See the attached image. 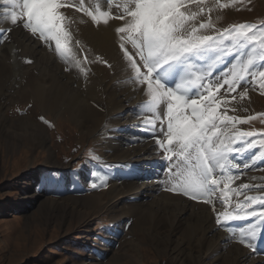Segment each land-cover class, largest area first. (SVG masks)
Segmentation results:
<instances>
[{
  "label": "rangeland",
  "instance_id": "374dc122",
  "mask_svg": "<svg viewBox=\"0 0 264 264\" xmlns=\"http://www.w3.org/2000/svg\"><path fill=\"white\" fill-rule=\"evenodd\" d=\"M209 1L206 5L207 9L199 8L202 15L197 10L198 13H195L197 18L193 22L195 26H199L200 23L211 25L206 31L201 30L202 34L216 36L224 29L244 23L256 26L248 40L240 39L239 42L243 43V48H240L238 43L230 38L225 39L224 47L231 48L232 51L227 54L221 52L217 65L220 64L222 68L220 71L224 70L226 73L231 71V66L234 64L239 66L249 57L253 60L246 79L241 82H245L243 85L250 90L247 91L248 95L250 96L249 93L253 95L254 105L251 107L249 105V108L244 109L236 107L235 110H233L234 107H229L226 112L232 114L236 111L239 119L255 117L247 123L235 124V129L253 132L254 136L245 139L247 142L255 140L256 147L249 149L246 143L241 141H236L233 146L243 147V153L247 152L252 156L255 167L249 164L247 168L243 166L241 171H245V176L251 175L254 183L260 186L246 184L247 188H242L237 184L240 182L243 184L244 180L231 177L228 183H235L234 189L238 191L232 193L233 197L229 199L225 207L216 196V192L224 185V180L219 178V187L213 193L214 205L197 201L201 206L206 205L210 213H216L215 210H218L217 213L226 211L231 207V210L233 209L231 213L236 214L237 203H245L248 197H264V190H261L264 189V159L255 160V157L264 151L260 148V141L264 139V120L261 119L264 114V94L258 87H253L251 76L252 72H256V78L259 80V71H264V60L260 58L261 53L264 52V48H261V40H264V35H262L264 33V0ZM191 16H194V13ZM215 58L209 60L215 64L213 69L216 66ZM204 59L206 58L194 64L197 68H195V75L203 73L206 77H211L212 74L208 75L201 70L198 71ZM223 61L230 62V67L226 68ZM190 75H193L192 71ZM4 91L6 95L3 101H0V115L9 126H6V129L14 130L20 124L29 127L31 125L29 123L34 122L42 128L45 142L41 144L36 137L30 135L31 133L21 135V137L10 131L9 134L12 135L10 138L7 136L9 130L0 134V264H181V261L173 263L167 254L161 253L158 246L148 240L139 244L140 236L147 235L145 231H140V228L134 224V219L126 220L122 217L126 211L123 204L116 202V199H112L111 196H106L109 179H115L118 168H120L117 160L111 155V147L114 146L116 149L118 146V135H121L119 138L125 137V134L129 135V138L121 143L119 149H130L134 143L133 139L136 138L134 132L137 131L133 132L131 129L132 131L128 133L129 126L118 128L117 119L129 118L130 110L104 105L100 109L103 118L98 127L86 131L84 126L71 117L64 107L57 109L58 111L41 109L33 102H26L28 101L27 96H18L16 92L8 93L6 88ZM233 93L236 92H232L231 95ZM245 98L246 101L249 100L248 96ZM119 110L123 112V115H117L120 113ZM16 132L27 133L22 130ZM115 165L117 168L114 167ZM135 168L137 167H131L126 176L129 178L128 181H136L135 185L145 182L146 180L143 179L145 175L150 180L151 174L156 171V168H153V171L147 168L145 171L140 169L139 172ZM163 175L161 170L160 177L156 181H160ZM225 177L228 176L225 175ZM235 180L240 182L236 183ZM93 183L97 185L96 188L92 187ZM135 185L133 184L129 192L128 203L141 201L145 207L154 204L152 200H159L162 197L160 193L164 191L160 185L159 195L140 198V190L144 186L136 190ZM103 191L106 193L101 201L102 206L91 208L90 203H86L85 200ZM31 196L33 197L30 200L26 199ZM45 202H48L47 204L50 202L53 206L47 214H41L39 207ZM63 203L67 205L64 212L62 211ZM248 205L258 214L264 211L251 201H248ZM255 222H260V220L248 217L228 221L226 226L219 228L226 234L227 242L247 249L249 247L240 243L239 239L242 234L245 237L251 234L249 229ZM260 224L255 227L257 234L264 230V224L259 227V230ZM198 237V234L194 236L193 243L197 242ZM130 241L138 249L137 258L128 257L131 254L127 251ZM138 245H141V250ZM258 248L259 252L256 256L261 257L264 253V242H260ZM230 254L227 249L222 251L223 257ZM184 264L192 263L185 260Z\"/></svg>",
  "mask_w": 264,
  "mask_h": 264
},
{
  "label": "bare ground",
  "instance_id": "6f19581e",
  "mask_svg": "<svg viewBox=\"0 0 264 264\" xmlns=\"http://www.w3.org/2000/svg\"><path fill=\"white\" fill-rule=\"evenodd\" d=\"M207 2L210 1L184 0L181 11H184L185 15L194 13L193 19L190 21L193 24L195 18H197L195 13H198L197 10H199L200 15H202L203 13L201 14L199 8L204 7L207 9ZM68 3L71 6H65L61 9L65 17L61 21L62 32L59 34L64 53L61 56L55 50V38H53L55 30L46 41H42L39 39L38 32L33 35L30 31L24 29L22 25H12L9 16L5 15V10L8 13L13 10L19 13L20 9H13L11 4L5 3V0L0 1V30L7 32L8 29H11L9 33L10 41L0 43V101L5 98L6 93L4 90L6 88L8 93L16 92L18 96H27L28 101L26 102H33L36 107L38 106L41 109L58 111L57 109L64 107L71 117L84 126L86 131L98 127L103 118L100 109L104 105L130 110L129 118L117 119L119 122L118 128L129 126L130 129L132 127V130L137 131L136 138L133 139L134 143L130 149H119L121 143L126 141L129 135L123 138L118 137L116 149H114V146L111 147V155L117 160L116 162L119 163L120 168H118L116 178L109 179L106 196H111L112 199H116V202L123 204L126 211L122 217L126 220L134 219V224L140 228V231H145L147 235L140 236L139 244L148 240L157 245L158 250L167 254L173 263L181 261V264H184V261L188 260L192 264H264V253L261 257L256 256L259 248L243 249L227 242L226 234L216 223L218 210H215L217 214L210 213L206 205L201 206L197 201L189 199L179 191L174 190L178 187L179 181L183 179V175L187 174L188 169L184 166L180 169H168L166 167L168 162L164 159L162 149L156 143L157 138L165 139L163 132L166 131L167 127V101L154 103L146 91L140 90L141 86L134 83V74L131 72L119 47L120 40L116 28L123 26L124 20L116 17L124 11L125 7L134 6L132 0H68ZM101 11H107L113 15L104 18L100 16ZM87 12L95 13L101 22L94 23L86 14ZM105 20L107 22H104ZM126 48L130 53L135 52L131 42L126 43ZM214 57H216L215 54L209 53L205 56V63L200 64L198 67V71L212 74L211 77H206L205 85L209 82L215 83L218 79H222L224 75V70L223 72L220 71L222 70L220 64H216L213 69L215 64L210 61ZM135 58L139 59L138 56ZM209 66L211 67L209 68ZM81 69L84 71H81ZM189 77L194 78V74L190 75L188 71H182L174 78V82H171V86L174 90L181 91L176 86L184 84ZM244 83L240 82L234 91L236 93L232 95L225 96L226 85L215 93L218 97L223 98L217 108L218 114L226 113L229 116L238 118L236 111L229 114L226 110H229V107H234L233 110H235L236 107L237 109H244L249 108V105L250 107L254 105L253 95L251 93H249L250 96L248 95L250 90H247L246 95H240L245 92ZM193 90L190 87V92ZM213 91L215 92V89ZM108 93L110 95H107ZM202 94L206 96L208 93L204 92ZM246 96L249 97L247 101ZM192 98L199 99L200 97L192 96ZM119 112L117 115H123L121 110ZM161 120H163V124L160 123ZM29 124H31L29 127L20 124L14 130L6 129V126H9L0 115V134L9 130L7 136L10 138L12 137L9 134L10 131L20 136L31 133L30 135L36 137L37 141L43 144L45 135L42 133L40 125L34 122ZM34 125L35 127H33ZM221 127L223 128L224 125H221ZM153 128L155 131H153ZM227 128L230 131L235 130L232 124H227ZM20 130L27 133L16 132ZM236 147L238 146H233L234 149ZM172 148L173 151L176 150L175 144ZM243 152L233 151L229 153V160L239 166L233 168L228 165L224 172L217 168L213 173L214 178L219 179L226 175L241 178L244 180V185L251 186L255 184L260 186L254 183L251 175L245 176V171H241L245 163L249 165L254 162L249 153ZM47 159L50 160L49 157ZM134 166L141 169V171H145L147 168L150 171L156 168V171L151 174L152 179L149 180L145 175L143 179L146 181L135 185L136 181H128V177L126 178L128 176L127 171ZM161 170L164 173L163 178L156 181L160 177ZM235 182L239 183L240 181L235 180ZM133 184L136 190L144 186L140 190V198L159 195L160 185H162L164 191L160 193L162 197L159 196V200H152L154 204L145 207L141 201L128 203L129 192ZM243 184L240 182L237 185L241 187ZM234 185L236 184L229 183V188L234 189ZM223 187L224 185L216 192L218 198ZM105 193L103 191L100 194L87 196L88 198L85 201L88 204L90 203L91 208H98L102 206L101 201ZM32 197L26 199L30 200ZM229 197H233L231 192ZM47 203L40 204L39 211L41 214H47L53 206L50 202ZM62 208L64 212L67 205L63 203ZM226 211L232 212L233 209L231 210L230 207ZM259 223L261 222H255L250 227H256ZM261 225L262 223L258 228ZM255 230L257 229L255 228ZM197 234L199 235L197 242L193 243V238ZM259 235L257 234V237ZM250 236L251 234L247 235V237ZM131 242L128 243L127 251L131 252L128 257L133 259L138 256V249ZM140 246L138 245L139 249ZM224 249H227L231 254L223 257L222 251ZM251 255L253 256L250 257Z\"/></svg>",
  "mask_w": 264,
  "mask_h": 264
},
{
  "label": "snow or ice",
  "instance_id": "6c2138e0",
  "mask_svg": "<svg viewBox=\"0 0 264 264\" xmlns=\"http://www.w3.org/2000/svg\"><path fill=\"white\" fill-rule=\"evenodd\" d=\"M5 3L11 4L13 9H20L19 13L16 10L10 13L5 10V15L9 16L12 25H22L33 35L38 32L42 41H46L55 30L53 36L55 50L63 56L59 34L62 32L61 21L65 17L61 9L71 6L68 0H5ZM183 3L184 0H132L134 6L125 7L116 17L124 20L123 26L116 28V32L119 34V47L123 57L134 74V83L141 86V91L147 92L152 102L167 101V127L163 132L165 139L157 138L156 143L162 149L164 159L168 162L166 165L168 169H180L182 166L188 169L187 174L183 175V179L174 190L189 199L214 205L213 193L220 184V180L214 178V171L218 168L224 172L228 165L233 168L238 167V164L229 160V153L244 151L243 147L234 149L233 144L241 141L246 143L249 149L256 147L255 140L247 142L245 139L254 136L253 132L235 129V124L247 123L255 117L239 119L226 113L218 114L217 108L223 98L215 93L226 85L225 96L231 95L240 82L246 79L253 60L249 57L239 66L234 64L231 71L224 73L223 78L215 83L209 82L205 85L206 76L203 73L195 75L194 78L189 77L184 84L177 85V89L181 91L174 90L171 82H174V78L182 71L191 73L194 68L193 61L213 53L218 62L221 52L224 54L231 52V48L224 47L225 39L230 38L243 48L240 39L248 40L256 26L244 23L224 29L216 36L202 34L201 30L210 28L211 25L200 23L197 27L191 24L193 17L181 11ZM86 14L94 23L101 22L95 13ZM110 15L113 14L107 11L100 12V16L104 18ZM10 32L11 29L7 32L0 30V43L10 41ZM127 42H131L135 49L134 53H130L126 48ZM261 48H264V40H261ZM136 56L139 59H136ZM260 58L264 60V52L261 53ZM251 76L253 87H258L264 94V71H259V80L256 78V72H252ZM190 87L194 89L191 92ZM201 89L208 94L203 95ZM246 93L247 89L240 95L244 96ZM192 96L200 98L193 99ZM261 119L264 120V114ZM160 123L163 124V120ZM227 124H232L235 130L230 131ZM221 125L224 127L222 128ZM174 144L175 151L172 148ZM260 148L264 149V139L260 141ZM255 159H264V151H261ZM244 167L247 168L248 164L245 163ZM222 179L224 187L220 191L219 199L227 207L229 193L238 190L229 188L228 181L231 177H222ZM92 187L96 188L97 185L93 183ZM241 187L247 188L246 185ZM248 201L264 209V197H248L245 203L236 204V214L229 211L219 212L216 216L217 225L226 226L228 221L248 217L259 219L264 224V211L258 214L248 205ZM249 232L251 236L246 238L242 234L239 242L246 247L257 249L258 244L264 242V230L259 237L255 227L249 229Z\"/></svg>",
  "mask_w": 264,
  "mask_h": 264
}]
</instances>
